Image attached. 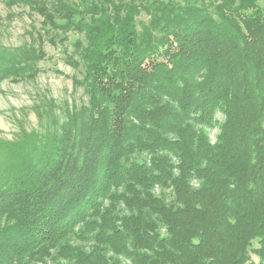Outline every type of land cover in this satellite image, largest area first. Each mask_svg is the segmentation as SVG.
<instances>
[{"label": "trees", "instance_id": "trees-1", "mask_svg": "<svg viewBox=\"0 0 264 264\" xmlns=\"http://www.w3.org/2000/svg\"><path fill=\"white\" fill-rule=\"evenodd\" d=\"M14 1L82 35L88 99L59 132L0 139V264H264V7ZM1 51L0 80L36 75L40 47Z\"/></svg>", "mask_w": 264, "mask_h": 264}, {"label": "rangeland", "instance_id": "rangeland-1", "mask_svg": "<svg viewBox=\"0 0 264 264\" xmlns=\"http://www.w3.org/2000/svg\"><path fill=\"white\" fill-rule=\"evenodd\" d=\"M69 1L80 3V0ZM104 1L107 0H102V3ZM54 2L55 0H47V6ZM98 2L100 1H94L99 5ZM257 2L264 7V0ZM64 16L62 10L61 16H56V21L61 22V17ZM146 18L143 13L137 20L146 22ZM43 24L44 17L35 8L16 3L14 0H0V52L1 48L13 49L22 44L40 47V59L33 63L35 76L27 77L32 74L26 72L22 79L0 80L2 140L13 141L21 135L34 132L39 133L38 135L59 132L66 122L67 114L87 104L88 97L80 83L84 67L77 58L74 47V41L82 35L74 30L56 34L48 30L47 25L43 28ZM62 35H65L66 39L60 38ZM217 118L221 119V116L217 115ZM208 132L213 140L217 130ZM63 254L61 251L54 252L52 258L48 256L42 262L27 264H56L55 259L65 262ZM119 260L121 264H130L125 258ZM246 264H262V261L255 253H251Z\"/></svg>", "mask_w": 264, "mask_h": 264}]
</instances>
